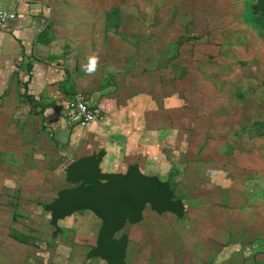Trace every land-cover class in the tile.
I'll return each mask as SVG.
<instances>
[{"label": "rangeland", "instance_id": "374dc122", "mask_svg": "<svg viewBox=\"0 0 264 264\" xmlns=\"http://www.w3.org/2000/svg\"><path fill=\"white\" fill-rule=\"evenodd\" d=\"M103 1L111 3L103 12L123 17L127 24L156 12L168 19L161 32L168 36L165 41L154 34L146 42H133L153 44L165 57L151 61H164L167 69L180 55L183 86H200L182 95L192 98L188 106L206 113L208 120L205 136L199 137L197 157L205 163L195 173L199 183L191 182L194 156L176 185V198L184 199L183 215H158L147 207L138 224L128 223V262L264 264V41L248 14L251 0ZM120 26L122 34L130 28ZM135 27L132 35L139 38L142 31ZM142 27L148 30L146 24ZM172 29L176 41H170ZM42 134L39 121L21 124L7 115L0 122V264H31L36 251L46 254L33 264H81L95 245L96 232L86 211L59 222L60 231L53 227L49 206L60 192L80 183L68 180L67 159ZM243 162H261L262 168L245 171L238 165ZM222 174L226 181L229 175L231 193L236 190L228 200H203L202 194L195 199L196 192L219 188L217 176ZM220 203L223 213L216 214L212 207Z\"/></svg>", "mask_w": 264, "mask_h": 264}, {"label": "crops", "instance_id": "0c3cea01", "mask_svg": "<svg viewBox=\"0 0 264 264\" xmlns=\"http://www.w3.org/2000/svg\"><path fill=\"white\" fill-rule=\"evenodd\" d=\"M250 6L251 3L248 12ZM108 8L111 9V3L103 0H0V9L16 15L0 31V122L7 115L21 124L23 120L39 121L46 143L49 140L68 164L104 153L100 164L103 173L126 176L131 168L137 167L145 178L156 179L161 185L170 184L174 199L182 201L183 198H176L175 192L179 178L183 179L184 170L191 166L188 167L187 160L195 156L191 163L195 166H191L190 172L194 184L199 183L195 173L205 165L199 162L197 152L199 154L202 144L199 137L205 136L208 126L207 115L195 112L188 106L192 98H185L200 88L199 82L183 86L180 55L167 69L164 61L156 58L151 61V57H165L153 44L135 46L133 41L146 42L154 34L164 41L168 39L161 35L168 20L164 15L156 12V16L127 24V19L110 18L103 12ZM248 14L251 16L250 12ZM118 24L130 25V28L122 34ZM145 24L148 30L142 27ZM135 26H140L142 31L139 38L132 35L136 32ZM257 32L260 34L259 29ZM260 35L264 41V34ZM169 38L170 41L178 38L174 37L173 29ZM183 90H187L185 97ZM78 92L84 93L92 105L105 110L104 125L90 124L82 128L68 124L67 105ZM211 117L209 115V121ZM188 154L191 158H187ZM238 165L245 171L262 168L261 162ZM225 176H217L219 188L199 189L201 192L195 193V199L202 194L203 200H228L231 188L229 175L227 181ZM213 179L216 180V176ZM243 181L249 182L246 177ZM220 204L212 207L214 213H223V204ZM84 211L91 217L96 236L94 248H90L87 261L81 264H108L91 253L98 245L102 220L88 210L71 216ZM50 212L52 217L53 212ZM65 219L55 226L52 217L55 231H60L59 222ZM127 226L130 225L126 224L120 232L124 234L119 233L116 238H127L124 263L130 264ZM209 233L219 232L210 230ZM36 254V259L30 258L31 264L46 253L36 251Z\"/></svg>", "mask_w": 264, "mask_h": 264}, {"label": "water", "instance_id": "95a60500", "mask_svg": "<svg viewBox=\"0 0 264 264\" xmlns=\"http://www.w3.org/2000/svg\"><path fill=\"white\" fill-rule=\"evenodd\" d=\"M104 153L74 160L66 167L68 180L80 185L59 193L49 209L53 224L81 210L93 212L103 222L97 247L91 253L108 264H125L127 238H116L126 226L142 220V212L150 206L159 214L184 213L181 200L174 199L170 184L145 178L137 167L126 176L105 174L100 168Z\"/></svg>", "mask_w": 264, "mask_h": 264}, {"label": "built area", "instance_id": "2783aa9c", "mask_svg": "<svg viewBox=\"0 0 264 264\" xmlns=\"http://www.w3.org/2000/svg\"><path fill=\"white\" fill-rule=\"evenodd\" d=\"M15 14L0 9V31L7 22L14 20ZM66 119L70 126L87 127L90 124L104 125L107 120L105 110L100 106L92 105L88 97L78 92L69 100L67 105ZM74 161V160H73Z\"/></svg>", "mask_w": 264, "mask_h": 264}, {"label": "trees", "instance_id": "16d2710c", "mask_svg": "<svg viewBox=\"0 0 264 264\" xmlns=\"http://www.w3.org/2000/svg\"><path fill=\"white\" fill-rule=\"evenodd\" d=\"M249 12L251 21L259 27L260 34H264V0H251Z\"/></svg>", "mask_w": 264, "mask_h": 264}]
</instances>
